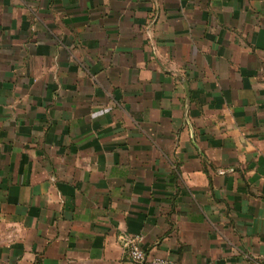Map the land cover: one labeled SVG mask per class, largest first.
I'll return each mask as SVG.
<instances>
[{"label":"crops","instance_id":"crops-1","mask_svg":"<svg viewBox=\"0 0 264 264\" xmlns=\"http://www.w3.org/2000/svg\"><path fill=\"white\" fill-rule=\"evenodd\" d=\"M264 264V0H0V264Z\"/></svg>","mask_w":264,"mask_h":264},{"label":"built area","instance_id":"built-area-1","mask_svg":"<svg viewBox=\"0 0 264 264\" xmlns=\"http://www.w3.org/2000/svg\"><path fill=\"white\" fill-rule=\"evenodd\" d=\"M122 239L123 246L132 264H178L173 260L148 257L141 247L142 237L140 235H124Z\"/></svg>","mask_w":264,"mask_h":264}]
</instances>
